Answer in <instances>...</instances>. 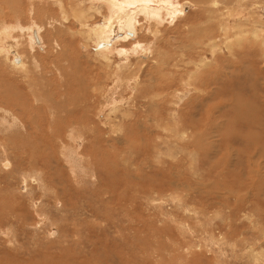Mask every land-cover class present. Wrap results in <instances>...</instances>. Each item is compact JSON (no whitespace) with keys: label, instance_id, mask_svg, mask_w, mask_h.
I'll return each instance as SVG.
<instances>
[{"label":"rangeland","instance_id":"obj_1","mask_svg":"<svg viewBox=\"0 0 264 264\" xmlns=\"http://www.w3.org/2000/svg\"><path fill=\"white\" fill-rule=\"evenodd\" d=\"M62 1L65 21L52 0H0V40L10 34L26 64L0 58V91L25 93L26 74L38 97L18 123L0 110V140L28 131L38 146L31 157L21 138L0 145V264H264V0H219L212 53L188 47L186 28L211 17L198 6L139 13L134 40L95 45L88 29L104 19L81 26L68 7L91 0ZM77 101L72 122L57 116Z\"/></svg>","mask_w":264,"mask_h":264},{"label":"bare ground","instance_id":"obj_2","mask_svg":"<svg viewBox=\"0 0 264 264\" xmlns=\"http://www.w3.org/2000/svg\"><path fill=\"white\" fill-rule=\"evenodd\" d=\"M31 1V0H30ZM54 2H56L57 5H59L60 9H61V15H62V18L63 20L65 21L68 17V12H66V10L64 11V9H66V7L64 6L65 4H63L64 1L62 0H52ZM69 1V0H68ZM82 2V0H80ZM169 0H91V6L88 7V9H82V6L79 4V3H76V2H71L70 5H68L69 7V11L70 13L73 15V17L75 18V20L82 26L84 24V22L86 23L85 26H88V21H90L91 18H93V16L95 15H99L100 17H102L104 20H102V24H94L92 26V29H88L89 30V34L91 33L92 36H93V41L95 42V45L100 42V41H104V40H112V38L115 36V37H120L122 38V40H127L128 37L127 36H130L132 38V40H134V37L137 36V34H139L141 28H142V24H139L140 22H137L138 24L134 23L133 21L138 17V14H145V16H153V18H159V15H162V14H169L170 12V15L172 17V20L176 17V16H180V12H186V10L188 11L189 8H193L195 9L196 6H198V8H200V10L202 9L203 11V15L204 14H207V15H204V16H208V14L211 15V17L209 16V18H207V25L206 27H201V26H197V27H191L189 29L186 28V33L187 35H189V44H188V47L189 49H192L193 47L196 48V49H201L202 47H206V49H209V52L211 50L214 49V47L216 46V43L215 40L213 42V38L212 36L215 34V26L211 23L212 21V15L213 14H217L219 12V10H221V6L219 5L220 1L219 0H200L199 3H194L192 1H182L181 3L179 4H176L173 8H170V7H167V3H168ZM237 1V0H236ZM8 2V1H7ZM28 2V1H27ZM70 2V1H69ZM88 2V1H87ZM231 2V1H230ZM234 2V1H233ZM42 3V4H40ZM66 3V2H65ZM86 3V2H85ZM224 3H227V2H224ZM242 3V0H240V5ZM31 4V3H30ZM39 4L42 6L44 5L43 1L42 2H39ZM239 4V3H237ZM32 5V4H31ZM67 5V3H66ZM170 5V4H169ZM16 6V5H15ZM40 6V7H41ZM226 6V5H225ZM43 7V6H42ZM130 7L132 9H130ZM172 7V5H171ZM240 7V6H239ZM85 8V7H84ZM129 8V9H128ZM238 8V7H237ZM236 8V10L232 9V10H229V13H226V19L228 18H232V17H238L239 19V12H238V9ZM33 9V7H32ZM59 9V10H60ZM127 9V10H126ZM228 11V10H227ZM240 11V10H239ZM91 13H95L94 14H90ZM250 12V11H249ZM162 13V14H161ZM220 13V12H219ZM218 13V14H219ZM150 14V15H149ZM182 14V13H181ZM187 14V13H185ZM237 15V16H236ZM60 16V15H59ZM242 16V14L240 15ZM61 17V16H60ZM256 17V16H255ZM61 18V19H62ZM222 18H223V13L221 14V18L218 20V25L221 29V36L223 35V38L225 37V39L227 38V33H228V26L227 25H223V22H222ZM235 18V19H236ZM60 18H58L59 20ZM52 20V19H50ZM74 20V21H75ZM161 20V18H160ZM171 20V21H172ZM232 20V19H231ZM230 20V21H231ZM256 20V19H255ZM73 21V20H72ZM225 21V19H224ZM235 21V20H234ZM19 22V21H18ZM60 22V21H59ZM62 22V21H61ZM76 22V23H77ZM173 22V21H172ZM213 22V21H212ZM214 23V22H213ZM226 23V22H224ZM72 24V23H71ZM217 24V22H216ZM221 24L223 25L222 28L220 27ZM64 25V24H63ZM77 25V24H76ZM240 25V24H238ZM78 26V25H77ZM227 26V27H226ZM234 26H237V24H235ZM80 27V26H79ZM84 28V27H83ZM234 28V27H233ZM235 29V28H234ZM241 29V28H240ZM10 30V29H9ZM9 30L7 32H4V33H9ZM32 33H31V37L33 41H28L29 44L32 46L33 48V45L36 44L39 46V38L37 36V31L36 28H32ZM86 30V29H85ZM119 30V31H118ZM143 30V29H142ZM6 31V30H5ZM20 31V30H19ZM30 31V29H29ZM217 31V30H216ZM11 32V31H10ZM39 32V31H38ZM86 32V31H85ZM156 32V31H154ZM158 32V31H157ZM219 32V33H220ZM257 32V31H256ZM218 33V32H216ZM155 34V33H154ZM10 34H5V41H4V38H3V42L0 40V58H2V60H7L10 62L11 64V68L15 71L18 72H21L26 64H25V59L23 58V56L19 55L18 52L16 50H14V46H15V40H11L12 38H9ZM240 35V34H239ZM254 36V35H253ZM217 37V35L215 36ZM236 37V36H235ZM241 37V35H240ZM187 38V37H186ZM197 38H200V39H197ZM259 38V36H258ZM89 39V38H88ZM205 39V41L203 40ZM237 39V38H236ZM129 40V39H128ZM201 40H203L202 42H200ZM224 40V39H223ZM227 40V39H226ZM238 40V39H237ZM236 41V40H235ZM241 41V40H240ZM2 42V43H1ZM32 42V43H31ZM111 42V41H110ZM118 42V41H117ZM198 42H200V44H198ZM106 43V41H105ZM109 43V42H108ZM116 43V42H115ZM220 43V42H219ZM226 45H229V40H227L226 42ZM258 43H259V40H258ZM55 46V45H54ZM115 46V45H114ZM114 46L112 48V50L114 49ZM140 46V45H139ZM225 46V45H224ZM56 47V46H55ZM62 47V46H60ZM86 47V46H85ZM96 47V46H95ZM138 47V45H134V48L136 49ZM144 47V46H143ZM217 47V46H216ZM39 48L41 49V46H39ZM110 48V49H111ZM133 48V47H132ZM131 48V49H132ZM228 48V46L226 47ZM56 49V48H55ZM140 49V48H139ZM139 49H137L136 51H138ZM32 50V49H31ZM57 50V49H56ZM86 50V49H85ZM217 51V50H216ZM58 52V51H57ZM109 52V51H108ZM106 52V53H108ZM111 52V51H110ZM8 53V54H7ZM121 56V54L124 56V54H128L127 52L125 51H120L118 52ZM139 55V59L145 61L147 60L148 58L151 59V57L153 56V54L151 52H149L148 50L146 51L143 50L141 52H138ZM212 53V51H211ZM159 54V52H158ZM127 56V55H125ZM107 59V58H106ZM158 61V60H157ZM161 61V60H160ZM27 63V62H26ZM159 64V62H157V65ZM160 65H162V63H160ZM165 65V64H164ZM163 65V66H164ZM167 65V64H166ZM200 65V64H199ZM37 66V65H36ZM35 66V67H36ZM159 66V65H158ZM203 66V65H202ZM197 67V66H196ZM10 68V69H11ZM34 68V67H32ZM57 68V67H56ZM28 69V68H27ZM26 69V70H27ZM34 70V69H33ZM124 70V69H123ZM140 70V69H139ZM57 71V70H56ZM59 71V70H58ZM63 72V70H61ZM181 71V70H180ZM3 72V71H2ZM61 72V74H63ZM29 73V72H28ZM23 75V74H22ZM48 75V74H47ZM28 76L30 75H23V81H22V85L24 86V89H25V93H22V91L20 90L19 86L15 85V91H17V93H14L13 91V95L12 96H7V95H4V92H2V90L0 91V110H1V113H3L4 115L8 116V117H12V118H8V122L7 123H10L12 121H15L16 123H18V116L20 114H24L25 115V112L28 110V108H32L34 106H32L33 101H35L38 97L36 96V93H35V90L33 89V84L31 82L30 79H28ZM10 77V76H9ZM3 78V77H2ZM8 78V76H7ZM11 78V77H10ZM170 79V78H169ZM3 81V80H2ZM5 81V80H4ZM46 81V80H45ZM44 81V82H45ZM7 82V81H6ZM17 82V81H16ZM19 83V82H18ZM37 83V82H36ZM35 83V84H36ZM46 83V82H45ZM11 84V83H10ZM5 86V84H3ZM13 85V84H12ZM21 85V86H22ZM42 85V84H41ZM6 86L7 83H6ZM11 87V86H10ZM13 87V86H12ZM84 87V86H83ZM35 88V87H34ZM42 88V86H41ZM47 88V87H46ZM1 89V88H0ZM8 89L9 91V88H6ZM83 89V88H82ZM23 90V88H22ZM12 92H9L12 93ZM21 92V94H20ZM5 94H6V90H5ZM8 94V93H7ZM61 95V94H60ZM157 96V95H156ZM2 97V98H1ZM50 97H52V95H50ZM50 97H46V99L50 98ZM57 98V97H56ZM63 98V97H62ZM76 98V97H75ZM74 98V99H75ZM84 98V97H83ZM149 98V97H148ZM26 99L31 100V103H29L30 107L26 106L27 107V110H25V104L24 102L26 101ZM53 99V98H52ZM60 99V98H59ZM80 99V98H79ZM146 99V98H145ZM78 100V99H77ZM57 101V100H56ZM28 102V101H27ZM64 101H62L63 103ZM46 103V102H45ZM48 103V102H47ZM54 103V102H53ZM59 102H57V106H59L58 104ZM66 103V102H65ZM159 103V102H158ZM68 104V103H67ZM70 104L73 105V107H68V105H64L63 106V112H64V115H61L59 116L58 113H57V116L61 119V120H64L63 118H70V121L74 118V114H75V110L77 109L78 105L79 107H81V104L79 103V101L77 102H71ZM160 104V103H159ZM164 104V103H163ZM152 105H155L153 103V100H150V101H147V103H145L143 106L144 107H149L152 106ZM36 106V105H35ZM47 106V105H46ZM57 106L54 105L52 107L54 108H57ZM61 106V105H60ZM153 107V106H152ZM36 108V107H35ZM51 108V107H50ZM83 108V107H82ZM151 109V108H150ZM155 108H153L154 110ZM20 111L19 113L17 111ZM29 111H32L31 115L33 116V111L34 109H31ZM36 111V110H35ZM49 111V110H48ZM51 111V110H50ZM49 111V112H50ZM55 111V109H54ZM155 111V110H154ZM52 113H54L53 111H51ZM87 112V111H86ZM29 113V112H27ZM2 114V115H3ZM1 115V114H0ZM1 115V117H3ZM30 115V114H29ZM6 116L5 119H6ZM31 116V117H32ZM83 116V115H82ZM0 117V118H1ZM84 117V116H83ZM4 118L1 119V122L3 123H6V120ZM24 119V118H23ZM34 118L32 117V120ZM83 119V118H82ZM88 120V119H87ZM30 121V120H29ZM21 122L22 124V130L23 131H26L28 129V125L26 124V122H22V121H19ZM41 122V121H40ZM69 122V121H67ZM67 122L66 125H67ZM72 122V121H71ZM73 122H75L76 124V121L73 120ZM84 122V121H83ZM14 124V122H13ZM82 124V123H81ZM11 124H9L10 126ZM17 125V124H16ZM74 125V124H73ZM77 125V124H76ZM75 125V126H76ZM15 126V125H14ZM40 126V125H39ZM18 127V126H17ZM66 127V128H65ZM63 129H66L68 131V136L72 137L71 134H75L77 133V130L74 128H72V125L68 124V126H65ZM71 127V129H70ZM10 128V127H9ZM8 128V130H9ZM13 127L11 126V129ZM16 128V126H15ZM61 128V127H60ZM69 128V130L67 129ZM80 128V124H79V127L77 129ZM83 128V127H82ZM2 130V129H0ZM5 129H3L4 131ZM17 130V129H16ZM20 130V129H19ZM2 131V132H3ZM7 131V130H6ZM62 131V129L60 130V132ZM89 133L93 134L94 133H97V128H91V129H88ZM17 132V131H16ZM59 132V131H57ZM64 131H62L61 133H63ZM79 132V131H78ZM80 132H81V129H80ZM79 132V133H80ZM19 133H22L21 130ZM40 133V131H39ZM56 133V132H55ZM67 133V132H66ZM38 134V133H37ZM39 135V134H38ZM78 135V134H77ZM81 135V134H80ZM3 138V137H2ZM15 138H18L21 140H24V145L25 146H28L29 148V151L31 153V157L34 156L35 152H36V147L37 146L34 142V139H33V136L31 133H29L28 131L26 132L25 136L22 137L20 134L17 135L15 134L14 136H10V137H7L5 140H0V145H2V149H7L9 147H11L12 145V142H13V139ZM38 140V139H37ZM41 140V139H40ZM42 141V140H41ZM51 141V140H50ZM48 141V143L50 142ZM19 143V142H18ZM44 143V142H43ZM47 143V142H46ZM77 143V142H76ZM20 144V143H19ZM39 144V143H38ZM41 144V143H40ZM80 144V143H79ZM35 145V146H33ZM74 146V144H73ZM71 147L70 149H76V147ZM38 147V146H37ZM18 148V147H17ZM16 146H15V149L17 150ZM40 148V147H39ZM78 148V147H77ZM19 149V148H18ZM21 151H22V148L20 147ZM3 150V151H4ZM65 150V149H64ZM47 151V150H46ZM67 151V150H66ZM71 151V150H70ZM57 152V151H56ZM69 152V150H68ZM67 152V153H68ZM62 153V152H61ZM64 154V153H63ZM62 154V155H63ZM76 154V152H75ZM30 155V154H29ZM40 155V154H39ZM59 155V154H58ZM65 156V155H64ZM30 157V158H31ZM41 157V156H40ZM35 158V157H34ZM34 158H32V160L30 162L33 163V160ZM36 159V158H35ZM47 159V158H46ZM64 159V158H63ZM43 162V161H42ZM48 162V161H47ZM35 164V163H34ZM0 208L1 205H0ZM3 209V208H2ZM157 248V247H156ZM155 249V248H154ZM160 251V250H159ZM159 251H157L159 253ZM155 252V251H154ZM153 254V253H152ZM157 254V253H156ZM161 255V254H160ZM189 264V263H188Z\"/></svg>","mask_w":264,"mask_h":264}]
</instances>
